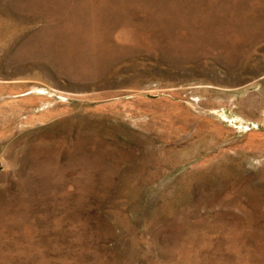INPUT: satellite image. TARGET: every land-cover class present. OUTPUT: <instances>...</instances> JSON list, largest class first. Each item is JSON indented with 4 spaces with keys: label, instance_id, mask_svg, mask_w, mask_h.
Returning a JSON list of instances; mask_svg holds the SVG:
<instances>
[{
    "label": "rangeland",
    "instance_id": "obj_1",
    "mask_svg": "<svg viewBox=\"0 0 264 264\" xmlns=\"http://www.w3.org/2000/svg\"><path fill=\"white\" fill-rule=\"evenodd\" d=\"M0 264H264V0H0Z\"/></svg>",
    "mask_w": 264,
    "mask_h": 264
}]
</instances>
